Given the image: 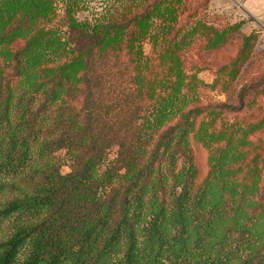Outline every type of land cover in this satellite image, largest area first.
<instances>
[{"label": "trees", "instance_id": "trees-1", "mask_svg": "<svg viewBox=\"0 0 264 264\" xmlns=\"http://www.w3.org/2000/svg\"><path fill=\"white\" fill-rule=\"evenodd\" d=\"M81 1L0 0V264H264L258 33Z\"/></svg>", "mask_w": 264, "mask_h": 264}, {"label": "rangeland", "instance_id": "rangeland-1", "mask_svg": "<svg viewBox=\"0 0 264 264\" xmlns=\"http://www.w3.org/2000/svg\"><path fill=\"white\" fill-rule=\"evenodd\" d=\"M84 9L78 13L80 19L93 18L99 16L107 8L120 5L123 0H82ZM59 11H63L62 4L59 6ZM207 16L210 18L228 21L232 24H240V30L244 34L258 33L256 45L251 53L250 61H254L257 55L264 53V0H210L206 10ZM144 50L148 53L151 50V44L146 42ZM245 70L242 72L239 80L244 76ZM205 82H212L214 75L208 71H203L199 74ZM211 97L216 101H224L225 94L217 91H212ZM115 151L108 154L109 158L114 157ZM70 170V161H66L63 165V172L67 173Z\"/></svg>", "mask_w": 264, "mask_h": 264}]
</instances>
